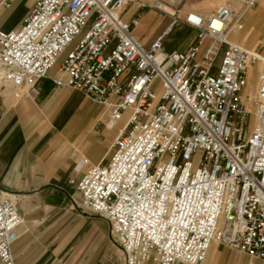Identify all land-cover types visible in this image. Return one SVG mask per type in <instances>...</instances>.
<instances>
[{
  "label": "built area",
  "instance_id": "obj_1",
  "mask_svg": "<svg viewBox=\"0 0 264 264\" xmlns=\"http://www.w3.org/2000/svg\"><path fill=\"white\" fill-rule=\"evenodd\" d=\"M238 1L242 15L258 3ZM144 11L168 18L149 47L133 33ZM235 17L231 3L206 16L187 0H37L19 29L0 30L2 80L18 97L50 79L108 112L109 159L82 157L69 184L127 264H205L214 243L264 262V54L229 39ZM179 24L195 42L166 50ZM22 223L0 197V264H16Z\"/></svg>",
  "mask_w": 264,
  "mask_h": 264
},
{
  "label": "crops",
  "instance_id": "obj_2",
  "mask_svg": "<svg viewBox=\"0 0 264 264\" xmlns=\"http://www.w3.org/2000/svg\"><path fill=\"white\" fill-rule=\"evenodd\" d=\"M36 1L0 0V30L19 29ZM14 5L12 14L3 21ZM137 11L136 6L131 7L125 18L130 19ZM148 16L160 14L142 12L141 24L133 31L146 47L168 25L166 19L161 30H149ZM257 18L256 13H246L244 22L255 28ZM178 26L190 34L177 49L185 50L195 42L197 33L184 24ZM242 29L233 28V42L247 48L243 36L248 31L254 34L255 29ZM66 90L69 88H56L53 81L44 79L36 90L23 89L18 97L0 79V197L13 200L23 217L12 246L15 262L127 264L109 222L82 208L80 193L69 184L83 175L76 171L82 157L89 166L109 159L117 131L109 127L105 108ZM233 258L239 261L235 250L214 243L206 264H235Z\"/></svg>",
  "mask_w": 264,
  "mask_h": 264
},
{
  "label": "rangeland",
  "instance_id": "obj_3",
  "mask_svg": "<svg viewBox=\"0 0 264 264\" xmlns=\"http://www.w3.org/2000/svg\"><path fill=\"white\" fill-rule=\"evenodd\" d=\"M231 3L234 10H235V14L236 17L233 20V23L231 24V31L229 34V39L234 41V38L232 37V35H234V33L236 32V30H233L234 27H236V25H239V28L241 26H243V29L241 30L242 32L247 31L249 28L251 29V31H253V27L251 25V27H248V25L244 22V15H246V13H256L258 15V23L255 24V35L254 37H252L248 44L245 45L247 46L248 49H256V48H261L262 53L264 54V0H258V3L256 4L255 7L249 9L247 12H245L242 15L241 12V4L238 0H187V8L191 9V10H198L201 11L204 15L208 16L210 14H212L213 12L217 11L221 6ZM15 9V5L12 8V10L9 11V13H6L3 16V21L6 20V18H8L10 16V14H12V11H14ZM168 19L163 15L160 16H148L147 19V25L149 27V30H161V28L163 27V24L165 23V20ZM247 33V32H246ZM245 33V34H246ZM236 34V33H235ZM243 36V39H248L246 38V36H248L247 34ZM190 34L189 33H185L184 31H182L179 26H176L170 36L168 37V40L165 44V48L166 50H174V49H180L184 46V44L187 42L188 38H189ZM253 46V47H252ZM220 61L217 62V66H219ZM256 75H257V69H252L251 74H250V79L251 81H253V87H252V91L255 92L256 90ZM156 87H158V83L156 84ZM26 90H28L26 88ZM68 93L70 94H79L81 97L80 99L84 98L85 100H87L89 103L94 104L88 96H86L85 94L75 91V90H66ZM114 140V137L112 139V141ZM223 248H228L224 245H221ZM237 254L239 255V261L236 258H233L232 260L235 261V264H250L251 262H253L254 264H264V262L260 261V260H252L251 258H249L248 256L241 254L239 252H237ZM207 261V260H206ZM206 264V262H205Z\"/></svg>",
  "mask_w": 264,
  "mask_h": 264
},
{
  "label": "bare ground",
  "instance_id": "obj_4",
  "mask_svg": "<svg viewBox=\"0 0 264 264\" xmlns=\"http://www.w3.org/2000/svg\"><path fill=\"white\" fill-rule=\"evenodd\" d=\"M259 19L257 18L255 21H258ZM255 29V28H254ZM251 32V31H250ZM253 33V32H252ZM248 36H246V38H248L247 40L246 39H244L245 40V42H249V40L252 38V37H254V35L255 34H252V35H249V31L246 33ZM245 34V35H246ZM237 44V43H236ZM241 45V44H240ZM241 46H243V45H241ZM244 47V46H243ZM253 47V46H252ZM246 48V47H245ZM2 77H3V71L0 69V79H2ZM249 109H251V105H249ZM218 244H220V243H218ZM222 245V244H221ZM212 248V247H211ZM211 250V249H210ZM210 252V251H209ZM209 255V254H208Z\"/></svg>",
  "mask_w": 264,
  "mask_h": 264
}]
</instances>
